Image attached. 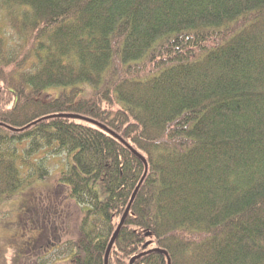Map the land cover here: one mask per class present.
Wrapping results in <instances>:
<instances>
[{
    "label": "trees",
    "instance_id": "obj_1",
    "mask_svg": "<svg viewBox=\"0 0 264 264\" xmlns=\"http://www.w3.org/2000/svg\"><path fill=\"white\" fill-rule=\"evenodd\" d=\"M35 185L69 264L136 189L108 264H264V0H0V215Z\"/></svg>",
    "mask_w": 264,
    "mask_h": 264
},
{
    "label": "rangeland",
    "instance_id": "obj_2",
    "mask_svg": "<svg viewBox=\"0 0 264 264\" xmlns=\"http://www.w3.org/2000/svg\"><path fill=\"white\" fill-rule=\"evenodd\" d=\"M55 174L56 171H53L52 175ZM39 187L46 190V185H35L4 203L1 211L5 216L0 215V264H69L67 255L60 251L50 253L52 245L47 241L48 225L36 218L35 212L32 211V207L36 205V200L32 199ZM49 187H52V181L47 185V190ZM40 205H42L41 201ZM72 208H74L72 205L64 207L70 213V218L66 217L69 219L65 228L74 232V222L71 220ZM55 220L57 225L54 220L50 225L56 230L60 226L56 218ZM61 235L70 237L69 232H61Z\"/></svg>",
    "mask_w": 264,
    "mask_h": 264
},
{
    "label": "water",
    "instance_id": "obj_3",
    "mask_svg": "<svg viewBox=\"0 0 264 264\" xmlns=\"http://www.w3.org/2000/svg\"><path fill=\"white\" fill-rule=\"evenodd\" d=\"M133 153H134L138 158H140L142 161H144V160H143L138 154H136L134 151H133ZM136 191H137V189H136L135 192L133 193V195H132V197H131V199H130V202H129V204H128V206H127V208H126V210H125V212H124V214H123V217L121 218V221H120V223H119V225H118L116 231L114 232V234H113V236H112V238H111V240H110V242H109L108 248H107V250H106L105 258H104V264H108V256H109V253H110L111 247H112V245H113V243H114V241H115V239H116V237H117V235H118V233H119V231H120V228L122 227V225H123V223H124V221H125L126 216L128 215V212H129V209H130L131 203H132V201L134 200V197H135ZM133 262H134V259L131 260L130 264H132ZM168 264H169V261H168Z\"/></svg>",
    "mask_w": 264,
    "mask_h": 264
}]
</instances>
